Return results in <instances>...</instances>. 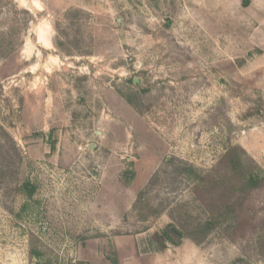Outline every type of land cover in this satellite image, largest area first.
<instances>
[{"label": "rangeland", "instance_id": "rangeland-1", "mask_svg": "<svg viewBox=\"0 0 264 264\" xmlns=\"http://www.w3.org/2000/svg\"><path fill=\"white\" fill-rule=\"evenodd\" d=\"M0 128V264H264V0H0Z\"/></svg>", "mask_w": 264, "mask_h": 264}, {"label": "trees", "instance_id": "trees-1", "mask_svg": "<svg viewBox=\"0 0 264 264\" xmlns=\"http://www.w3.org/2000/svg\"><path fill=\"white\" fill-rule=\"evenodd\" d=\"M0 133L2 135V137H4L5 139V146L0 145V177L4 174L3 169L7 170L10 168V162H9V150H12L14 153L18 154V151L16 150L14 144L11 141V138L9 137V135L0 128ZM8 145H12V146H8ZM19 157V156H18ZM233 167H234V163H233ZM3 168V169H2ZM261 185V182L258 178H254V177H249L247 180V186L251 189L254 188H258ZM166 236L165 234H160V233H154L151 237L152 241L157 243L158 245V250L159 251H164L166 248ZM167 241H169L167 239ZM31 256H39L36 252H31Z\"/></svg>", "mask_w": 264, "mask_h": 264}, {"label": "bare ground", "instance_id": "bare-ground-1", "mask_svg": "<svg viewBox=\"0 0 264 264\" xmlns=\"http://www.w3.org/2000/svg\"><path fill=\"white\" fill-rule=\"evenodd\" d=\"M49 32V25H44L42 28L37 29V43L44 48H49L51 46L49 42Z\"/></svg>", "mask_w": 264, "mask_h": 264}, {"label": "water", "instance_id": "water-1", "mask_svg": "<svg viewBox=\"0 0 264 264\" xmlns=\"http://www.w3.org/2000/svg\"><path fill=\"white\" fill-rule=\"evenodd\" d=\"M140 79H138V78H133L132 79V83L134 84V85H136L137 83V81H139ZM97 136H99V133H97Z\"/></svg>", "mask_w": 264, "mask_h": 264}, {"label": "crops", "instance_id": "crops-1", "mask_svg": "<svg viewBox=\"0 0 264 264\" xmlns=\"http://www.w3.org/2000/svg\"><path fill=\"white\" fill-rule=\"evenodd\" d=\"M112 243L115 244V238L112 240ZM114 249H115V246H114ZM95 258L98 259V255L97 254L95 255Z\"/></svg>", "mask_w": 264, "mask_h": 264}]
</instances>
